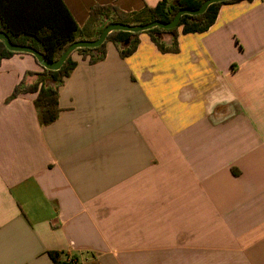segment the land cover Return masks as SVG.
Segmentation results:
<instances>
[{
  "label": "crops",
  "instance_id": "1",
  "mask_svg": "<svg viewBox=\"0 0 264 264\" xmlns=\"http://www.w3.org/2000/svg\"><path fill=\"white\" fill-rule=\"evenodd\" d=\"M62 1L83 27L93 6L159 0ZM137 38L125 56L106 42L92 63L73 51L45 125L36 92L11 97L41 66L0 60V264H54L51 251L78 264H264V0L178 29L175 52Z\"/></svg>",
  "mask_w": 264,
  "mask_h": 264
},
{
  "label": "trees",
  "instance_id": "2",
  "mask_svg": "<svg viewBox=\"0 0 264 264\" xmlns=\"http://www.w3.org/2000/svg\"><path fill=\"white\" fill-rule=\"evenodd\" d=\"M204 0H159L154 6H144L140 10L124 12L113 5H96L89 11L88 22L78 27L62 0H0V32L6 33L16 44L32 46L39 50L49 60H56L61 52L73 41L79 39H94L109 23L122 22L128 24L148 23L155 19L170 21L180 8H197ZM239 0H225L210 4L200 14H183L176 27L162 29L153 27L141 32L114 30L107 35L106 40L97 47H82L75 51L85 55L94 51L89 57L92 63L102 59L105 54V44L110 41L120 47L119 53L125 56L131 53L138 43L137 36L144 32L162 52L177 51L178 29L181 33L205 31L216 17L221 4ZM103 18V19H102ZM93 30L89 31V27ZM96 24V25H95ZM170 35V45H165L161 36ZM122 45V47L120 46ZM14 53L5 48L0 40V60ZM33 57V56H32ZM34 58V57H33ZM36 61V59L34 58ZM37 62V61H36ZM75 66V61L69 55L57 70L43 67L35 72L36 79L29 85L21 81L11 93V97L22 92H36L33 104L40 125L52 122L58 114V85L62 77L68 75ZM48 78L54 80V86L43 85ZM49 256L54 264H78L73 256L64 251H51Z\"/></svg>",
  "mask_w": 264,
  "mask_h": 264
},
{
  "label": "water",
  "instance_id": "3",
  "mask_svg": "<svg viewBox=\"0 0 264 264\" xmlns=\"http://www.w3.org/2000/svg\"><path fill=\"white\" fill-rule=\"evenodd\" d=\"M219 1H225V0H204L201 5L197 8H180L176 14L173 16V18L170 21L164 22L158 19H155L153 21H150L148 23H139V24H128V23H122V22H112L107 24L101 31L98 37L94 39H79L71 42L60 54L58 59L56 60H49L44 55L37 50L36 48L32 46H27V45H22V44H16L13 43L9 36L4 33L0 32V40L3 41V44L6 49L17 52V53H27L32 55L37 63L49 70H57L61 67L63 62L66 60V58L77 48H82V47H97L100 44H102L106 38L107 35L114 31V30H122V31H129V32H141L153 27H159L162 29H170L173 27H176L180 17L183 14H189V15H195V14H200L203 13L207 7L215 2Z\"/></svg>",
  "mask_w": 264,
  "mask_h": 264
}]
</instances>
